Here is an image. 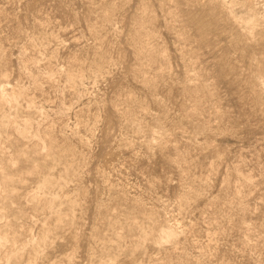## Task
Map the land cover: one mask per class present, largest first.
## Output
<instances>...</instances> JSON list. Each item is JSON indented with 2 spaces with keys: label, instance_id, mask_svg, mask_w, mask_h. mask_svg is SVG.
Returning <instances> with one entry per match:
<instances>
[{
  "label": "rangeland",
  "instance_id": "1",
  "mask_svg": "<svg viewBox=\"0 0 264 264\" xmlns=\"http://www.w3.org/2000/svg\"><path fill=\"white\" fill-rule=\"evenodd\" d=\"M0 264H264V0H0Z\"/></svg>",
  "mask_w": 264,
  "mask_h": 264
}]
</instances>
